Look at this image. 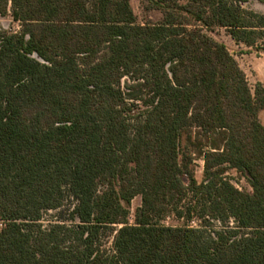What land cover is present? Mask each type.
Returning a JSON list of instances; mask_svg holds the SVG:
<instances>
[{"label": "trees", "instance_id": "16d2710c", "mask_svg": "<svg viewBox=\"0 0 264 264\" xmlns=\"http://www.w3.org/2000/svg\"><path fill=\"white\" fill-rule=\"evenodd\" d=\"M144 1L159 21L130 0H0L20 24L0 29V264H264V86L207 33L258 47L264 13Z\"/></svg>", "mask_w": 264, "mask_h": 264}, {"label": "rangeland", "instance_id": "374dc122", "mask_svg": "<svg viewBox=\"0 0 264 264\" xmlns=\"http://www.w3.org/2000/svg\"><path fill=\"white\" fill-rule=\"evenodd\" d=\"M133 11L136 15L139 23L157 22L161 19L162 13L158 9H147L146 2L144 0H130ZM245 8H250L260 13H264V3L257 0H249L242 4ZM0 29L9 31H17L20 29L18 21L13 20L10 11L6 14L0 15ZM207 33L218 41L223 42L232 55L236 58L241 68L244 70L250 87L253 89L256 82L260 81L264 86V49L260 48L261 44H264V40L259 41V46L249 47L243 43L236 42L228 30L224 27L216 26L207 29ZM259 119L264 122V111L259 113ZM194 176L198 181H201L203 177V160L200 157H196L193 163ZM226 175L231 182L241 190L251 191V187L246 179V176L240 171L230 168L227 170ZM140 196H136L132 199L130 204L129 221L132 223L134 219V213L137 206L140 205ZM72 198L66 197L64 205L61 209L69 208L72 205ZM59 210H48L44 213L41 223L44 226H48L52 223L56 216H58ZM165 224H179L182 221L170 215L163 221ZM193 225L197 224V221L190 222ZM1 226V222H0ZM110 238L108 239L107 246H110Z\"/></svg>", "mask_w": 264, "mask_h": 264}]
</instances>
